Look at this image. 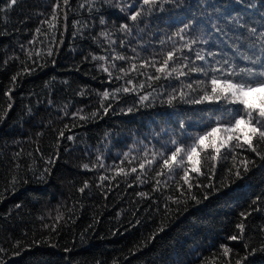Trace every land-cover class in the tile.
Returning <instances> with one entry per match:
<instances>
[{
  "label": "trees",
  "instance_id": "1",
  "mask_svg": "<svg viewBox=\"0 0 264 264\" xmlns=\"http://www.w3.org/2000/svg\"><path fill=\"white\" fill-rule=\"evenodd\" d=\"M8 2L0 0V8ZM59 2L55 21L57 0H18L0 12V264H236L245 256L242 264H264V160L255 153L233 146L217 161L209 151L203 174L190 173V190L177 169L153 191L155 172L144 175L128 163L172 149L173 139L191 144L218 119L234 122L228 106L191 102L200 98L195 92L169 104L171 95L206 79L200 73L149 80L154 68L119 71L154 56L162 61L173 46L179 64L201 66L197 53L213 52L210 63L228 58L243 67L233 45L247 51L255 41L249 29L264 31V0H156L135 24L128 17L141 7L147 12L142 0ZM186 24L183 40L173 36ZM116 54L129 59L114 60ZM105 91L114 96L102 107ZM258 150L264 153V144ZM97 157L103 168L92 167ZM242 160L250 162L247 172ZM120 167L137 173L117 175ZM234 235L242 239H228Z\"/></svg>",
  "mask_w": 264,
  "mask_h": 264
},
{
  "label": "snow or ice",
  "instance_id": "2",
  "mask_svg": "<svg viewBox=\"0 0 264 264\" xmlns=\"http://www.w3.org/2000/svg\"><path fill=\"white\" fill-rule=\"evenodd\" d=\"M64 4L68 3V0H63ZM18 3V0H9L4 8H0V12H4L7 9L13 8ZM156 4V0H142V5L147 6V12L144 10V7L137 9L132 12L128 17L130 21L134 24L139 21L141 17H144L153 11V6ZM83 7V5H81ZM122 11L124 9H121ZM58 11H60V2L57 0V3L52 5V16L51 20L55 21ZM101 24L104 23L103 18L101 19ZM43 23H48L44 21ZM54 24H49V27H54ZM189 28V25H184L178 32L173 33V36L179 37L181 40L184 39L183 33H185ZM37 32H40V29L37 28ZM119 31L125 33V35H131L132 28L128 24H121ZM249 33L252 36H255V41L247 45V51H240V48L236 45L233 47L236 49L235 55L239 57L242 61L247 62L245 66L241 67L235 63L234 59L223 58L216 60L214 62H209L206 57H213L217 55L213 52H208L206 55L197 53L196 59L202 61L203 65L201 66H191L189 63L179 64L178 63V53L179 49L173 46L172 50L167 51L166 54H161L164 56L162 61H158L156 57H152L149 60H142L139 66L135 63L131 65L129 69L121 68L119 71L122 73L136 72L140 69L154 68L155 73L148 77L149 80H159L161 78L171 79L175 77L179 79L180 77L188 76L191 73H200L206 78L204 80L198 81L195 86L189 83L186 87L189 90L185 92L180 90L178 96L173 94L169 97V104L173 100L185 99L186 96H189L190 93L195 92L199 95V99H195L191 102L195 103H212V104H221L227 105L226 111L229 112L231 116L234 117V122H224L223 120H217L215 126L211 127L208 131L200 134L197 133L195 137L192 138L191 144H185L181 141L173 139L171 141L172 149H169L167 145L164 146V150L156 151L149 154L146 152L144 156H134L131 160L128 161L129 164L136 162L139 168L140 173L144 175H149L151 172H155V184L153 191L159 190L161 185L167 183L168 180L173 179L177 174V169L183 171V176L181 180L184 184L188 185L189 190L192 188L190 183V173L197 175L203 174L201 168L203 167L204 158L207 156L209 151L215 153L211 157L212 160L224 159V152H232L233 146L241 149L250 150L252 153H255L256 156L260 157L261 160H264V153H261L258 149L260 145L264 144V31L257 33L256 28L249 29ZM102 36H110V33H101ZM172 40V37L168 38ZM121 44L124 41L120 42ZM162 45L165 44V41L160 42ZM195 43V41H193ZM185 48L189 47L186 43ZM135 51V49H133ZM51 54V51H49ZM31 56V53H29ZM93 59L104 60L105 57H96L93 56ZM114 60H128V57L123 55L116 54L113 57ZM131 59L135 60L136 57ZM184 60H187V57H183ZM175 65V66H174ZM112 68H115L116 65L113 63ZM101 68L104 72H109L108 67L101 65ZM27 71V70H26ZM141 74H143L141 72ZM19 75V74H18ZM119 78V77H118ZM16 77H13L15 80ZM131 79L127 80V84H132ZM143 87V85H140ZM134 88H123L124 92L133 91ZM117 92L121 91L120 89L116 90ZM82 94V93H81ZM114 96V93H109L105 91L101 97V106L103 107V101L107 100ZM147 96L141 97V100L147 99ZM11 107V105H9ZM111 107L109 104L107 107H104L105 112ZM78 115V113H73V116ZM96 113H92V116H95ZM80 119H87V117L81 116ZM67 127V126H65ZM181 128H184V122H181ZM224 133H228L227 139L223 138ZM64 132H60V136H63ZM69 140L72 139L71 136L68 137ZM174 149V150H173ZM128 158V153H125V159ZM235 160V156H233ZM98 164L92 165V167H104V164L101 162V158L97 157ZM250 162L247 160L240 161V166L243 167V171L247 172L249 170L248 164ZM192 165L189 169L188 165ZM85 169L89 168L88 164L83 165ZM235 167V165H234ZM157 168L159 170H157ZM215 165H213V169ZM231 172V169L229 170ZM131 173H137V167H131L128 170H125L123 167H120L116 170L117 175L128 176ZM235 175L237 178L241 177V172L237 168ZM166 178V179H165ZM102 181L107 180L108 177L101 176ZM137 179L141 183L146 181L142 176L138 175ZM88 187L87 181L84 184V187L80 189L81 192ZM211 187V185H209ZM179 188V185H178ZM218 191V189H216ZM141 196H146V193H139ZM207 199V195L204 197ZM169 199H173L169 197ZM193 199L195 197L193 196ZM179 202V201H174ZM200 201L197 200V203ZM246 213H241L242 217H245ZM59 219V217H58ZM237 228L240 230L241 234L244 231V224H238ZM229 240L242 239V236H231ZM224 249V255L227 256L230 253V249L225 245H221ZM248 245H245L247 248ZM264 251V245H261L259 249ZM0 251H3L0 249ZM257 251V249L252 250ZM251 254V253H249ZM245 257H241L236 260V264H242V261L246 260Z\"/></svg>",
  "mask_w": 264,
  "mask_h": 264
}]
</instances>
